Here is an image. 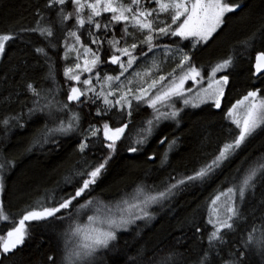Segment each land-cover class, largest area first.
I'll list each match as a JSON object with an SVG mask.
<instances>
[{"label":"snow or ice","instance_id":"6c2138e0","mask_svg":"<svg viewBox=\"0 0 264 264\" xmlns=\"http://www.w3.org/2000/svg\"><path fill=\"white\" fill-rule=\"evenodd\" d=\"M248 7L247 0H45L34 12L35 26L0 33V57L22 34H38L44 46L33 47V52L47 63L43 79L51 81L47 89L26 81L31 106L26 101V114L22 107L19 113L0 118V131L7 138L12 128L26 129L29 122L43 121L24 151L45 146L64 150L67 139L70 160L78 157L62 184L44 189L40 199L19 212L11 213L0 199V224L11 225L0 230V264L32 242L37 248L50 243L45 237L53 228L62 249L47 255L44 264H102L97 260L102 251L116 252L112 264H188L185 253L177 250L187 248L182 244L186 225L200 246L194 264H255V255L264 258V142L254 144L264 133V50L256 52L246 94L230 107L234 55L207 71L196 58L197 51L229 28L233 17L232 27L244 33L237 41L240 48L247 51L257 40L264 41V10L254 18L251 10L245 11ZM254 24L258 26L250 27ZM61 47L66 65L75 61L64 69L65 85L57 80L49 56V49ZM169 65L174 67L166 70ZM3 99L11 103L12 98ZM202 105L209 113L213 109L223 113L228 127L212 152L196 158V166L169 174L161 185L136 183L131 192L121 190L110 201L93 195L110 175L120 174L114 169L118 159H125L122 151L129 160L139 153L154 163L158 153L147 152L145 146L156 139L157 148L167 146L161 167L168 164L169 153L178 147L175 132L184 110ZM85 108L90 117L87 128ZM146 110L150 111L137 121ZM173 124L175 129L168 132ZM208 142L206 136L201 143ZM16 166V156L6 150L0 153V194H7L6 173ZM217 180L206 201V218L197 221V208L179 222L181 235L174 244L166 249L141 247L122 260L120 235L135 230L137 222L153 220V206L171 204L189 188L206 189ZM136 234L140 236L139 231Z\"/></svg>","mask_w":264,"mask_h":264},{"label":"trees","instance_id":"16d2710c","mask_svg":"<svg viewBox=\"0 0 264 264\" xmlns=\"http://www.w3.org/2000/svg\"><path fill=\"white\" fill-rule=\"evenodd\" d=\"M44 2L45 0H0V33L8 32L10 29L19 30L22 27L35 26L34 12L37 7H43ZM247 4L249 7L245 11L251 10L254 18H258L261 11L264 10L262 0H247ZM68 9L71 10L70 4ZM235 19V17L232 18V23L235 22ZM232 23H230L229 28L216 36L207 47L196 53L198 63L204 64L206 71L210 70L211 64L226 58L230 54L234 55L235 63L230 69L234 87L228 90L229 107L236 99L246 94L251 83L249 79L251 72L254 71L252 64H254L256 52L264 50V41L261 40H257L255 46L247 51L240 48L237 41L243 38L244 33L239 28H233ZM72 24H74V20L68 26L71 27ZM257 26L258 24H254L250 27ZM60 39L62 40V36ZM182 43L187 44L189 48L191 47L190 41ZM234 45H236L235 48ZM38 46H44V41L38 34H22L20 39L9 42L6 55L1 57L0 118L19 113L22 107L25 114L27 113V107H24V103L28 101V107L31 106V103L29 101L30 94L26 93L24 89L26 81L34 82L37 88L47 89L51 87V81L43 79L48 73L47 63L43 57H38L33 52V47ZM62 54V47L58 51L49 49V56L55 64L56 78L61 85H65L64 69L66 66H71L75 61L74 59L70 60L66 65L65 61L61 59ZM103 71H107V69ZM257 86H260L259 82H257ZM66 90L67 88H65ZM17 93H19L18 98ZM9 95L12 98L11 103L3 99ZM87 111L88 109L85 108L84 128H87L90 119L87 116ZM92 111L94 112L95 109ZM148 111L150 110L136 116V120H141ZM184 113L181 127L175 132L176 136L180 137L178 147L169 153L168 164L161 167L160 159L167 146L157 148L156 139L150 140L149 144L145 146L147 152L151 153L155 150L158 153L154 163L146 162V156L139 153L135 154L134 159L129 160L127 153L122 151L125 159H118L117 168L114 169L120 174L115 177L110 175L108 180L100 188H97L93 195L110 201L121 194V190L131 192L136 183L141 181L148 185H161L162 181L167 180L169 174L175 175L176 172H182L186 166L188 168L196 166L197 157L212 152L217 139L222 140L227 131L228 122L223 120V113L214 109L209 113V109L204 105L200 109L186 108ZM25 119H28L27 115H25ZM42 123L43 121L40 123L29 122L26 129L12 128L8 132L7 138L0 131V153L6 150L9 156L17 157V166L6 173L7 194H1V199L4 200L6 208L13 214L19 212L26 204L40 199L44 189L54 188L57 182L62 184L64 176L67 175L68 167L74 159L78 158L73 157L70 160L72 147H68L67 139L64 140V150H51L45 146L43 149L37 148L32 152H25L24 150L27 148L33 133ZM173 129H175L174 124L167 127L166 130L171 132ZM206 136L210 137V142L202 145L201 142ZM261 142H264V133L257 137L254 144L259 146ZM125 143L127 144V141ZM236 163H239V160ZM126 164L129 166L121 167V165ZM217 183L219 180L206 189L201 187L189 188L171 204L166 203L163 207L153 206L152 211L155 214L153 220L137 222L138 227L133 226L135 230L130 229L129 232L120 235L118 247L124 252L122 260H127L129 256L134 255L136 249L141 247H146L149 250L157 246L166 249L169 245L174 244L175 238L181 235L178 224L184 217H191L194 210L199 208L200 215H197V221H200L201 217L206 218L208 212L206 201L216 188ZM10 226L6 223L0 224V230L6 231ZM57 231L53 228L47 232L45 238L50 243H45L42 247L37 248L35 242H32L15 256L4 260V264H44L47 255L51 254L53 250L60 251L62 249V241H58ZM137 231L140 232V236H137ZM208 231H211L210 227ZM183 232L182 244L186 245L187 248L177 246V250L185 253L188 264H194L196 255L200 250L198 238H193L192 229L188 225L184 227ZM36 239L39 240L40 236L37 235ZM116 258L115 251H102L97 260L101 261L102 264H112ZM254 261L255 264H264V258L258 254L255 255Z\"/></svg>","mask_w":264,"mask_h":264},{"label":"rangeland","instance_id":"374dc122","mask_svg":"<svg viewBox=\"0 0 264 264\" xmlns=\"http://www.w3.org/2000/svg\"><path fill=\"white\" fill-rule=\"evenodd\" d=\"M131 42V41H130ZM0 59H1V57H0ZM171 67H174V65H169L168 66V68L166 69V70H170L171 69ZM219 75V74H218ZM189 87L191 86V84L189 83V85H188ZM0 199H1V194H0Z\"/></svg>","mask_w":264,"mask_h":264},{"label":"water","instance_id":"95a60500","mask_svg":"<svg viewBox=\"0 0 264 264\" xmlns=\"http://www.w3.org/2000/svg\"><path fill=\"white\" fill-rule=\"evenodd\" d=\"M254 62H255V59H254Z\"/></svg>","mask_w":264,"mask_h":264}]
</instances>
